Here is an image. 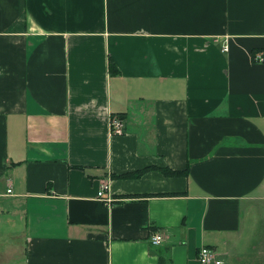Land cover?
Wrapping results in <instances>:
<instances>
[{
	"label": "crops",
	"instance_id": "crops-1",
	"mask_svg": "<svg viewBox=\"0 0 264 264\" xmlns=\"http://www.w3.org/2000/svg\"><path fill=\"white\" fill-rule=\"evenodd\" d=\"M201 245L264 264V0H0V264Z\"/></svg>",
	"mask_w": 264,
	"mask_h": 264
},
{
	"label": "built area",
	"instance_id": "built-area-1",
	"mask_svg": "<svg viewBox=\"0 0 264 264\" xmlns=\"http://www.w3.org/2000/svg\"><path fill=\"white\" fill-rule=\"evenodd\" d=\"M226 48L227 47L225 46L224 49ZM255 59H258L257 56H255ZM110 125L113 134H121L124 132V122L121 117L113 116L111 118ZM104 189L105 184L103 183L98 190L97 195L103 200L105 204H110L114 201V199L111 195H106ZM163 239L164 236L160 232H154L150 236V242L153 245H159ZM197 259L200 264H223L224 262L221 254L215 248L207 245L199 246L197 250Z\"/></svg>",
	"mask_w": 264,
	"mask_h": 264
},
{
	"label": "trees",
	"instance_id": "trees-1",
	"mask_svg": "<svg viewBox=\"0 0 264 264\" xmlns=\"http://www.w3.org/2000/svg\"><path fill=\"white\" fill-rule=\"evenodd\" d=\"M255 52H253L252 53V56L254 57V54ZM255 58V57H254ZM108 69H109V73H110V75H116V74H118V72H119V70H118V68H117V66L115 65V63L111 60V59H109V62H108ZM162 172L164 173V174H166V175H174V174H178L179 172L178 171H174V170H171V169H169V168H162ZM141 173V171H139V172H136V173H134V174H131L130 176H138L139 174ZM152 195H154V194H152ZM147 196H149V195H147ZM122 197V196H121ZM123 197H126V196H123Z\"/></svg>",
	"mask_w": 264,
	"mask_h": 264
}]
</instances>
